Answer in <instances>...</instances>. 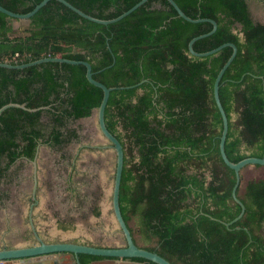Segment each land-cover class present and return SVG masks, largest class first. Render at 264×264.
<instances>
[{"label":"trees","instance_id":"16d2710c","mask_svg":"<svg viewBox=\"0 0 264 264\" xmlns=\"http://www.w3.org/2000/svg\"><path fill=\"white\" fill-rule=\"evenodd\" d=\"M41 1L0 4L25 14ZM66 1L112 19L140 0ZM249 1L175 0L189 17L217 22L212 35L194 43L196 52L224 43L238 48L219 91L229 119L225 149L234 163L264 158V23L254 20ZM13 19L0 12V62L88 61L96 80L116 88L105 119L124 147L120 206L127 224L134 220L136 244L171 264H264V179L249 180L243 195L238 188L245 213L226 225L241 206L233 198L236 173L220 153L223 120L214 83L233 49L206 57L189 51L194 37L212 30L211 22L185 20L168 0H149L109 25L85 19L57 0L27 25L15 29ZM86 73L85 65L65 62L0 67V108L13 102L37 109L9 108L0 116V183L19 160L33 161L40 145L59 150L80 142L71 123L92 116L104 94ZM136 231L151 245H140ZM79 259L91 264L117 258L80 254Z\"/></svg>","mask_w":264,"mask_h":264},{"label":"rangeland","instance_id":"374dc122","mask_svg":"<svg viewBox=\"0 0 264 264\" xmlns=\"http://www.w3.org/2000/svg\"><path fill=\"white\" fill-rule=\"evenodd\" d=\"M249 2L254 19L264 23V0H250ZM28 23L27 21L16 19L11 21L15 29ZM71 126L77 129L80 142L73 141L68 147L59 150L45 144L40 145L39 149L41 152L37 156V176L41 175L42 182L49 184V191L54 196L58 194L59 198H61L60 192L64 188L69 193H72L71 186L75 188L77 193L81 192L85 187H92L91 189L95 192L99 189L102 190V188L106 189L108 196L104 198V201L111 208L108 215L105 212L104 218H94L89 213L87 215L88 209L83 215L77 213L80 219L78 221V224L80 223L79 230L72 235L83 238L85 242L91 243L94 241L100 245L123 247L125 241L121 230L118 229V223L114 219L112 200L110 199L114 180L111 183L109 176L111 175L112 179H115L116 153L99 129L97 109L93 111L92 116L73 121ZM38 164L42 167L41 174ZM70 177L72 178V184H70ZM247 178V171H244V173L241 171V183L239 186L241 195L245 192ZM33 188V161L19 160L13 167L9 178L0 183V232L4 231V235H13L17 232L20 234L24 227L28 234H32L33 230L29 221V213L34 201ZM97 200L100 201V198L98 197ZM76 202L79 204L78 201ZM66 203V200H63V206L52 203V205L44 207L42 211L52 218H58V216L62 218L61 209H64V213L66 214L68 210L72 212V209L76 212H82L83 210L82 204H74L72 206ZM78 209L79 211H77ZM16 225L19 226L16 227ZM51 225L53 226V224ZM35 228L37 229L36 226ZM135 237L140 245H151L149 241L142 238L138 231H136ZM115 260L101 259L93 263L101 264Z\"/></svg>","mask_w":264,"mask_h":264},{"label":"water","instance_id":"95a60500","mask_svg":"<svg viewBox=\"0 0 264 264\" xmlns=\"http://www.w3.org/2000/svg\"><path fill=\"white\" fill-rule=\"evenodd\" d=\"M49 1L51 0H42L40 3H38L33 10H31L28 13L20 14L13 12L4 6L0 4V12L6 14L7 16L14 18L16 20H22L30 22L31 18L42 8L44 7ZM62 2L64 5L78 13L81 17L88 19L90 21L109 25L112 23H116L136 11L139 7H141L143 4H145L149 0H140L138 3H136L133 7L126 10L119 16L112 18V19H100L94 16H91L82 10L75 7L73 4L66 0H57ZM170 4L177 10L178 14L184 18L185 20L193 23L208 21L213 24V28L210 32L206 34H201L199 36L194 37L189 42V51L192 55L198 56V57H206L210 55H214L221 51L224 47L230 46L233 49L232 55L227 60V62L224 64V66L219 71L215 83H214V97L216 104L219 108V111L222 116L223 120V130L222 135L220 137V153L222 156V159L224 162L235 171L236 173V184L233 188V198L234 200L240 204L241 206V212L238 217H236L233 221L226 223L227 226H230L232 223L238 221L240 218L243 217L245 213V205L244 203L239 199L237 195V190L241 183V171L244 167L248 165H260L264 166V158H258V157H248L245 158L237 163L232 162L226 153L225 144L226 139L229 131V119L226 114V111L223 107V104L220 99V85H221V79L227 70V68L231 65L233 60L235 59L238 48L234 43H224L210 51L199 53L196 52L194 49V43L204 37H207L209 35H212L217 30V22L209 19V18H199V19H193L185 14V12L179 7V5L175 2V0H168ZM47 62H60V63H69V64H82L85 65L87 68V79L88 81L93 84L94 86H97L103 90V99L102 102L97 109V119H98V125L99 129L102 133V135L110 142V147H112L115 150L116 153V171H115V179H114V186H113V194H112V207L115 219L118 223V226L124 236L125 239V245L123 247H104V246H95V245H89V244H82V243H75V242H54V243H47L45 242L38 234L34 222H33V208L38 203V200L36 198V191L38 188V176H37V156L39 153V148L36 154V158L33 160L34 164V190H33V199L34 202L31 206L30 213H29V221L31 223V227L33 230L34 235L36 236L38 240L37 245L28 246V247H22V248H4L0 250V264H6L10 262H20V264H27L31 263L33 259H36L37 257H53L56 259V256L61 255H73L75 257V263L74 264H81L79 256L80 254H90L95 256H102L107 258H117V259H130V258H144L148 261L155 262L157 264H171L167 259L160 256L158 253L147 250L138 244H136L134 240V236L130 230L129 224L125 221L121 206H120V191H121V182H122V175H123V169H124V160H125V153H124V147L122 143L119 141V139L109 131L107 125H106V119H105V112L106 107L110 98V94L112 91H114L115 87H108L105 84L99 82L93 77V71H92V65L88 61H78V60H71L61 57H44L38 60H34L25 64H11L8 62H0V67L3 68H9V69H25L31 66L40 65ZM143 82V81H142ZM9 108H21L24 110H30V111H36L37 109H30L27 107L26 104H19V103H8L3 105L0 108V116L2 113L9 109Z\"/></svg>","mask_w":264,"mask_h":264},{"label":"crops","instance_id":"0c3cea01","mask_svg":"<svg viewBox=\"0 0 264 264\" xmlns=\"http://www.w3.org/2000/svg\"><path fill=\"white\" fill-rule=\"evenodd\" d=\"M249 7L252 13L251 5L249 2ZM253 16V14H252ZM254 18V17H253ZM255 20V19H254ZM256 21V20H255ZM259 22V21H258ZM107 151V150H106ZM41 150L39 149V155ZM39 159V158H38ZM39 172L41 174L42 167L39 166ZM244 171H247L248 178L247 182L249 180H259L264 179V166L260 165H248L243 168L242 173ZM38 191L36 194L38 203L34 206L33 210V218L35 226L37 227V232L39 236L47 243H54V242H77V243H85L83 238H80L78 236H73L76 231L79 230V224L78 221L80 220L77 216V213L80 215H83L85 211L95 217L104 218L105 212H107V215L110 211V207L106 205V201H104L105 197L108 196L106 189L102 188L99 189L97 192L93 191L90 187H85L81 190V192H72L69 193L68 191L64 189L61 190L60 196L57 194L54 196V194L49 191L50 188H48V183H43L41 180V175H38ZM111 183L114 180L112 179V176H109ZM3 182V181H2ZM1 182V183H2ZM113 186L112 185V194H113ZM95 192V193H94ZM112 194L110 196V199L112 200ZM100 198V201L97 200V198ZM63 200H66L68 204L70 205H81L83 206L82 212L79 211V209L76 212L72 209V212L68 210L67 214L64 213V209H61L62 218L58 216V218H52L51 216H48L47 214H44L42 209L46 206L52 205V203L57 204L58 206H63ZM78 201L79 204L76 202ZM66 203V204H67ZM85 207V208H84ZM79 208V207H78ZM113 209V208H112ZM45 210V209H44ZM60 211V210H59ZM60 213V215H61ZM114 214V213H113ZM106 215V216H107ZM82 217V216H81ZM115 217V216H114ZM64 218H67L64 220ZM115 219V218H114ZM101 221V220H100ZM1 222V220H0ZM53 224V226L51 225ZM134 220L129 224L130 227H134ZM19 225H16L18 227ZM118 226V225H117ZM26 228H22V232L19 234L17 232L13 235H4V231L0 232V250L4 248H22V247H28L37 245L39 242L32 232V234H28L25 230ZM118 229L120 230L119 226ZM123 235V234H122ZM124 239V236H123ZM125 241V239H124ZM90 243V242H89ZM92 245L95 246H104V247H111V245H100L96 244L94 241L91 242ZM54 257V256H53ZM47 256V257H37L36 259H33L31 263L27 264H74L75 263V257L73 255H61L56 256V259ZM6 264H20V262H10ZM26 264V263H25ZM94 264V263H91ZM101 264H141L136 261L128 260V259H116L112 262H103Z\"/></svg>","mask_w":264,"mask_h":264},{"label":"flooded vegetation","instance_id":"af4514ba","mask_svg":"<svg viewBox=\"0 0 264 264\" xmlns=\"http://www.w3.org/2000/svg\"><path fill=\"white\" fill-rule=\"evenodd\" d=\"M37 198V197H36ZM34 200V199H33ZM34 202V201H33Z\"/></svg>","mask_w":264,"mask_h":264}]
</instances>
